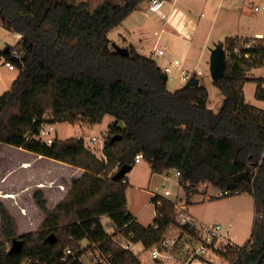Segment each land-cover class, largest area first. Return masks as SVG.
Returning a JSON list of instances; mask_svg holds the SVG:
<instances>
[{
	"label": "trees",
	"instance_id": "16d2710c",
	"mask_svg": "<svg viewBox=\"0 0 264 264\" xmlns=\"http://www.w3.org/2000/svg\"><path fill=\"white\" fill-rule=\"evenodd\" d=\"M146 1L0 0V22L7 20L21 36L23 57L21 63L10 48L0 51L19 70L12 88L0 97V143L85 170L53 210L43 191L34 193L36 205L47 215L38 232L20 235L0 201V264L28 259L63 264L69 247L75 254L64 264H81L84 240L102 242L114 264H143L132 251L115 247L103 217L119 227L128 224L125 234H133L146 248L160 242L173 225L194 234L195 228L181 225L171 200L159 204L153 198L157 217L149 227L129 212V184L121 169L134 167L138 154L155 174L180 172L188 198L201 184L250 193L257 213L251 239L240 248L227 243L223 249L231 264H264V110L247 103L244 91L248 82H256L255 97L264 101L263 79L249 77L253 69L264 67V38L227 40L225 75L213 81L225 98L215 111L209 108L206 86L170 91L156 60L133 46L126 47L127 55L115 52L109 33ZM246 42L255 46L246 50ZM238 46L251 58L235 55ZM47 113L53 123L89 126L112 116L116 122L105 142L107 160L84 139L56 136L51 145L44 143L40 119ZM115 135L122 138L113 142ZM15 239L24 242L20 253L10 252Z\"/></svg>",
	"mask_w": 264,
	"mask_h": 264
},
{
	"label": "rangeland",
	"instance_id": "374dc122",
	"mask_svg": "<svg viewBox=\"0 0 264 264\" xmlns=\"http://www.w3.org/2000/svg\"><path fill=\"white\" fill-rule=\"evenodd\" d=\"M238 1L245 2V0ZM190 2L194 4L192 15L198 17L203 13V24L212 26V28L210 27L211 30L206 32V35L209 34V38L205 45L206 51L203 56L199 57L200 51L195 50L187 59L185 54L188 49V44L186 42L178 41L177 46L171 48L170 46L168 47L164 40L159 44V47L161 49H166L167 55L154 56L153 48L157 37L153 35V32L149 36L147 35L145 38H141L144 45L143 54L156 60L161 68L170 65L168 64L170 61L179 60L181 62L182 66H175L172 68L171 72L168 73V88L170 91H176L185 86L180 80L182 70L189 71L193 74L196 72L197 68L200 67L203 70L202 76H199L201 84L207 87L210 95L209 108L218 111L225 97L212 82L209 63L212 52L218 45H223L224 49H228L227 40L230 39L229 36L236 35L238 31H242L245 35H252L257 31L264 32V12L254 13L249 6H245L244 22L238 25L235 16H232L229 0H190ZM132 18L134 25L144 24L145 22L154 23V25H156L157 22V19H154L155 17L150 19L144 16L141 10L134 12ZM4 22L5 23L0 25V50H3L6 45H17L18 52L21 53L20 45L18 46L17 39L12 32L10 23L7 20ZM109 38L112 41V45L118 44L125 47L116 34V31H112ZM204 39L203 37V40ZM4 68L6 67L0 70H5ZM14 73L16 75L19 74V70L16 69ZM251 77L257 79L264 78V67L253 70ZM256 88V82L247 84L245 92L246 101L264 110V102L258 101L255 97ZM47 115L49 118H52V114L47 113ZM115 122L116 120L112 116H106L101 124L93 126H89L88 123L80 121L76 124L59 122L55 123L56 132L54 136H58L63 140L69 138H83L88 147L92 146L90 148L91 150L98 151L99 156L103 157L100 146L91 145L90 138H101L103 134L109 133L110 126ZM121 126L124 125L121 124ZM0 158L2 172L4 168L15 166L22 160L33 161L32 169H19L15 171L10 176L6 185H24L31 180L33 176L31 172L50 173L65 177L68 180L71 177V169H67L49 160L35 159L34 155L18 151L8 145H0ZM126 176L129 179L127 190L129 211L137 217L138 222L143 226L149 227L154 225L157 213L153 198L155 196H164L177 205L176 212H183V210H186L185 212L191 215L197 223L196 227L198 231H201L205 226L208 227L215 223H219L223 225L224 236L226 238H231L232 242L230 243L234 248L244 246L251 239L257 213L254 197L250 193L231 194L220 197L219 195L223 192L222 190L216 188L212 184H201L197 191L192 193L188 198L184 186L180 184L179 177L174 171L162 175H154L150 164L146 160L135 164L133 170L128 172ZM165 190H169L171 195L165 196ZM2 195L7 198L15 197V195L8 194L6 190L0 188V196ZM188 199L191 202L190 205L187 204ZM22 200L21 202L24 206H20L19 204L14 205L12 203L7 206L3 201L2 202L15 218L20 235L21 232H38L44 223L43 214L34 209L31 193H23ZM54 202V200H51L50 207H52L51 205ZM183 206H185V209H182ZM21 212L25 216H22ZM108 221L109 219L107 217L103 218V222L107 223ZM178 232H180L178 226H170L164 238L168 237L172 239ZM227 243H229V241L225 239L217 244L216 248L208 255L206 260L207 264H231L230 258L225 255L226 251L223 249ZM85 244L86 243H83V245ZM11 246L12 244H10V247ZM142 249V244H138L134 247V251L140 254L144 264H154L148 252H142Z\"/></svg>",
	"mask_w": 264,
	"mask_h": 264
},
{
	"label": "crops",
	"instance_id": "0c3cea01",
	"mask_svg": "<svg viewBox=\"0 0 264 264\" xmlns=\"http://www.w3.org/2000/svg\"><path fill=\"white\" fill-rule=\"evenodd\" d=\"M85 1L97 2L99 0H85ZM109 1H116V0H109ZM147 3H148V1H146L145 3L140 5L134 12L139 11V10H141L143 12V10H145L147 8ZM229 4H230V10L232 11V16L233 17L235 16V20L238 23V25H239V23L240 24L243 23L244 19H245V15H244L245 8H246L245 6H249V1L245 0V2L243 3L242 1H238V0H229ZM173 5H174V10L170 11L169 7H171ZM193 8H194V4H193V2H190V0H170V3L168 4V8L164 9V12L168 18L162 19L159 16H153V17H155L154 18L155 20L157 19L156 25H154V23L151 24V23H147V22H145L144 24H139V25L135 24L134 25V23H133L134 21L132 20L133 19L132 17L134 14V12H133L128 18H126L121 23V25H119L116 29H114L112 31H116V34L118 35L120 41L124 44L125 47L133 46L142 55H144L143 54L144 45H143V41L141 38L142 37L145 38V36H147V35L149 36L153 32V35H155L157 37L155 45L158 43V47H159V44L163 40L166 42L168 47L170 46L171 48L176 47L178 44V41H184L188 44V49H187L186 54H185L187 59H188V57L191 56L192 52H194L195 50L200 51L199 57H202L204 52L206 51L205 45H206L208 38H209V34L206 35V32L211 30L210 27L212 28V26L203 24V20H202L203 13H201V15L198 17H194L192 15V9ZM153 17H151L150 19H153ZM4 21H6V20H1L0 25L5 23ZM10 26H11V24H10ZM11 28H12V26H11ZM12 32L14 33L15 38L17 39L18 46H19L21 36L18 33H16L13 28H12ZM110 33H109V35H110ZM203 37L205 38L204 40H203ZM229 37L230 38H240V39L264 38V32L263 31H257L252 35H245V34H243L242 31H238V33L236 35L229 36ZM155 45H154V47H155ZM8 48H10L11 51H18L17 45H15V46L6 45L4 47V49L0 50V51L4 52ZM162 49H164V48H162ZM164 50H165L166 55H167L166 49H164ZM144 56H146V55H144ZM260 68H263V67H260ZM4 69L5 70H0V97L12 88L13 83L15 82V80L17 79V77L19 75V74L16 75L14 73V71L16 69L11 70L7 67ZM255 69H258V68H255ZM255 69H253V70H255ZM253 70L249 73V77L253 78V79H257V78L251 77V73L253 72ZM262 79L264 81V78H262ZM212 82H213V79H212ZM251 82H253V81H251ZM251 82H248L247 84H249ZM200 84H201V80H200ZM247 84L244 87L245 92H246ZM255 93H256V91H255ZM261 102H264V101H261ZM0 145H6V144L0 143ZM10 147L17 149L18 151H21V152H27L29 154H32L35 156V159L49 160V161H52L53 163H56L58 165L65 167L67 169H71V171H72L71 175H70L71 177L69 180L65 177L53 175L50 173L31 172L33 174L31 180L29 182L25 183L24 185H22V186L16 185V184L6 185L9 181L10 176L15 171H17L19 169H32L33 161L22 160L20 163H17L15 166H10V167L4 168L3 172H2L1 171L2 163H1V158H0V188L6 190L8 192V194L15 195L14 198H7V197H4V195H2V196H0L1 201H3L7 206H9L11 203L14 205L19 204L20 206H24V204H22V202H21V201H23L22 200V194L25 192H29L32 195L34 209L36 211L40 212L41 214H43V221H45L47 219V215L43 211H41L39 209V207L36 205L34 197H33L34 193L38 190L43 191V193L45 194V198L48 202V208L50 210H53L66 198L68 192L72 189L74 181L76 179H79L85 173V170L71 166V165H68V164H65V163H61V162H58V161H55L52 159H48V158L39 156L35 153L23 150L21 148H16L13 146H10ZM133 168H132V170H133ZM153 174L155 175V173H153ZM127 180H128V184H129V179L127 178ZM51 200L55 201L51 205L52 207H50ZM128 210H129V208H128ZM21 215L25 216L22 212H21ZM103 218H105V217H103ZM135 219L138 221L137 217H135ZM0 221H1V218H0ZM29 233L30 232H26V233L21 232V235L29 234ZM227 241H229V243L232 242L230 237L227 238Z\"/></svg>",
	"mask_w": 264,
	"mask_h": 264
},
{
	"label": "built area",
	"instance_id": "2783aa9c",
	"mask_svg": "<svg viewBox=\"0 0 264 264\" xmlns=\"http://www.w3.org/2000/svg\"><path fill=\"white\" fill-rule=\"evenodd\" d=\"M250 8L255 13L264 12V0H248ZM170 0H148L147 8L143 10L144 16L151 18L153 16H159L162 19H167V15L164 12L165 8H168ZM170 11L174 10V5L169 7ZM254 42H246L243 44L244 49H251L254 47ZM233 53L239 57H244L246 59L251 58V54L248 52H243L242 47L238 46L233 50ZM154 56H166L164 49L158 47V43L153 49ZM12 56L23 62L22 54L18 51H12ZM164 68L168 76V73L171 72L172 68L175 66H182L179 60H174L173 62H168ZM7 67L11 70L17 69L15 64L8 60L5 56L0 55V68ZM203 70L198 67L196 72L191 74L189 71L182 70L180 74V80L183 84L191 79L192 76L196 75L197 77L202 76ZM34 122H37V119H34ZM56 132L55 123L52 122V118H49L48 115H44L40 119V135L39 138L46 144L51 145L55 139L54 133ZM109 133L103 134L101 138L92 137L90 138L91 145L100 146V151L102 153L103 159L106 161L107 157L104 154V147ZM83 139V138H79ZM90 146L89 148H91ZM144 160L142 154H138L135 158V162L139 163ZM176 175L180 177V172L175 171ZM127 181L125 180L124 183ZM165 196L171 195L169 190H165ZM231 194H239L238 192H229L223 191L220 193V197L228 196ZM159 199L158 203L161 204L162 199L166 197L155 196ZM161 199V200H160ZM177 207V205H176ZM185 209V206L182 207ZM186 211V210H185ZM179 211L177 216L181 225L186 226L190 225L191 228H195V233H189L180 228V232L176 236L171 238H163L160 242L154 244L153 246L146 248L142 242H135L133 234H125V229L128 227V224L119 227L114 222L109 219L107 223L103 222L105 232L109 235L110 239L114 242L116 248H122L124 250L132 251L143 263V260L140 254H137L134 251V247L138 244H142V252L147 251L150 259L154 264H207L208 255L216 248L217 244L221 243L227 238L224 236L223 225L215 223L214 225L204 227L201 231L197 229V223L187 212ZM262 217V216H260ZM96 227V226H94ZM156 227V226H154ZM83 243H86L83 245ZM12 247V246H11ZM11 249V248H10ZM75 254L74 250L69 247L65 251V256L62 259L61 263H67L68 257ZM78 261L81 264H114V257L112 254L107 252L102 247V242H89L84 240L81 242L80 255L78 256ZM22 264H42L40 261H34L33 259H28ZM57 264V263H55ZM144 264V263H143Z\"/></svg>",
	"mask_w": 264,
	"mask_h": 264
},
{
	"label": "water",
	"instance_id": "95a60500",
	"mask_svg": "<svg viewBox=\"0 0 264 264\" xmlns=\"http://www.w3.org/2000/svg\"><path fill=\"white\" fill-rule=\"evenodd\" d=\"M115 52L121 55H127L129 50L126 47L120 46L118 44L112 45ZM210 73L213 81L221 80L226 72V64H227V53L223 47V45H218L216 49L212 52L210 58ZM162 79L168 80V76L165 72L162 73ZM200 85V78L196 75L192 76L191 79L187 82L185 86L187 87H197ZM122 136L115 135L112 138V141H117L121 139ZM132 166L124 165L121 169V174L126 175L128 172L132 170ZM24 242L22 240L15 239L13 241L12 247L10 249L11 253H20L23 249Z\"/></svg>",
	"mask_w": 264,
	"mask_h": 264
},
{
	"label": "bare ground",
	"instance_id": "6f19581e",
	"mask_svg": "<svg viewBox=\"0 0 264 264\" xmlns=\"http://www.w3.org/2000/svg\"><path fill=\"white\" fill-rule=\"evenodd\" d=\"M11 197H13V196H11Z\"/></svg>",
	"mask_w": 264,
	"mask_h": 264
}]
</instances>
